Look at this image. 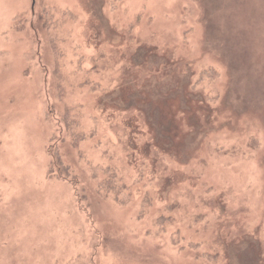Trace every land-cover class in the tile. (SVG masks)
<instances>
[{
	"label": "rangeland",
	"instance_id": "rangeland-1",
	"mask_svg": "<svg viewBox=\"0 0 264 264\" xmlns=\"http://www.w3.org/2000/svg\"><path fill=\"white\" fill-rule=\"evenodd\" d=\"M0 264H264V0H0Z\"/></svg>",
	"mask_w": 264,
	"mask_h": 264
}]
</instances>
